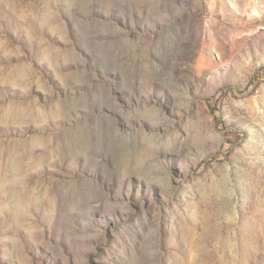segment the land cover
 I'll return each instance as SVG.
<instances>
[{
	"label": "rangeland",
	"instance_id": "374dc122",
	"mask_svg": "<svg viewBox=\"0 0 264 264\" xmlns=\"http://www.w3.org/2000/svg\"><path fill=\"white\" fill-rule=\"evenodd\" d=\"M0 264H264V0H0Z\"/></svg>",
	"mask_w": 264,
	"mask_h": 264
}]
</instances>
